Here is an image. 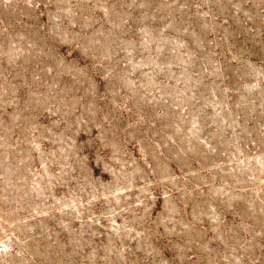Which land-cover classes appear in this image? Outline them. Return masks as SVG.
<instances>
[{
	"label": "rangeland",
	"instance_id": "rangeland-1",
	"mask_svg": "<svg viewBox=\"0 0 264 264\" xmlns=\"http://www.w3.org/2000/svg\"><path fill=\"white\" fill-rule=\"evenodd\" d=\"M0 264H264V0H0Z\"/></svg>",
	"mask_w": 264,
	"mask_h": 264
}]
</instances>
